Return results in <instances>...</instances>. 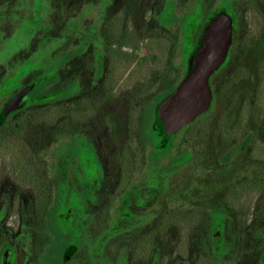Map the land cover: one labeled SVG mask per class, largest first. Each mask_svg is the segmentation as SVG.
<instances>
[{
  "label": "trees",
  "instance_id": "16d2710c",
  "mask_svg": "<svg viewBox=\"0 0 264 264\" xmlns=\"http://www.w3.org/2000/svg\"><path fill=\"white\" fill-rule=\"evenodd\" d=\"M95 1L34 0L37 20L45 18L49 22L46 29H39L31 37L37 46L50 51L53 63L14 73L5 62H0V97L4 90L7 93L24 83L29 90L25 104L14 115L9 118L0 114V141L23 143V155L31 167L34 165L33 180L41 189L36 197H31L35 202H31L29 226L24 227L30 238L33 261L37 262L38 257L47 258L50 246L57 251L59 264L75 263L77 259L93 264L96 259L89 255L88 248L85 250L81 239L87 231L91 232V238H96L97 229L80 226L83 213L78 202L81 203V198L72 195L70 205H64L62 189L55 193L47 158L63 144L66 146L68 137L73 140L79 136L83 143L100 133L108 134L122 150L120 178L113 202L129 189L136 166L140 164L137 151L144 156L148 144L153 146L150 156L156 163H144L142 171L153 168L154 177L159 179L149 190L163 186L164 174L173 175V171L162 167L158 160L175 146L178 138L182 139L181 155L198 153L186 163H179V167L202 159L204 150H211L213 169L206 177L213 182V189H197L187 199L181 198L184 202L181 209L174 211L168 207L160 213L159 219L155 217L154 223L144 229L149 235L146 247L156 245L164 237L168 240L172 235L173 239L181 238V243L188 245L187 255H198L211 264L219 261L264 264V159L254 160L256 149H264V116L257 109L260 81L264 79V51L257 54L259 43H251L249 29L233 16L231 3L234 0H222L216 10L211 8L209 0H194L189 9L184 7V0H109L117 8L112 13L110 7L103 20L76 19V14L86 4ZM74 6L79 11L70 10ZM151 11L155 16L151 19L154 23L150 31L146 30L144 18ZM222 17L232 21L233 44L226 62L211 78L219 79L210 83L211 108L177 134L166 136L157 123L158 108L191 71L204 30ZM100 38L105 41L102 53L96 52ZM194 39L195 46L191 56L185 59L187 70L183 74L175 58L191 47L188 45ZM163 40L171 48L161 68L144 80L136 92L114 94V89L120 86L119 71L124 74L131 63H135L137 68L128 75L133 77L149 58L155 59L153 54L139 58L141 47ZM97 67L104 69L102 75L98 74ZM114 70L118 74L114 75ZM98 75L102 76L100 80ZM79 142L75 139L71 144V153L82 165L88 187L105 154L88 142ZM234 153L241 154L244 160L234 158ZM239 161L243 175L223 184L222 179L228 175L224 168L229 170ZM217 170H221L222 175H216ZM122 182L127 183L120 189ZM168 185L163 191L171 190ZM244 189L260 194L250 219H245L246 212L239 207ZM211 190L213 194L208 193ZM145 240L141 234V243L146 244ZM176 251L180 253L179 249Z\"/></svg>",
  "mask_w": 264,
  "mask_h": 264
},
{
  "label": "rangeland",
  "instance_id": "374dc122",
  "mask_svg": "<svg viewBox=\"0 0 264 264\" xmlns=\"http://www.w3.org/2000/svg\"><path fill=\"white\" fill-rule=\"evenodd\" d=\"M33 1L34 0H0V6H2L0 9V12L2 13L0 16V62H5L14 73L18 72V70L24 72L27 69H30V67L41 68L45 64L50 66L53 63L50 51H44L43 48L45 49V47L41 45L37 46L31 37V35L39 29H46L49 22V20H46L45 18H43L44 20H37V16H35L36 11L33 9ZM193 1L194 0H184V7L186 6V9H189L190 4L193 6ZM209 1L212 3L211 8L216 10L220 6L222 0ZM155 4L156 3H154V5ZM231 6V12L238 20V23L249 29L251 43H254V45L259 43L260 48L257 50V54H259L260 51L263 52L264 0H234L231 3ZM83 9L84 12L90 11L88 13V18H91L92 21L98 18V15L94 13L97 12L96 5L91 8V4H86ZM70 10L77 12L79 11V8L74 6ZM32 13H35V15H32ZM178 15H183V9L180 10ZM153 16H155V14H152V12L145 15L144 19L147 20L146 30L151 31V26L154 23L153 20L151 21ZM85 17L87 16H84V18ZM85 30H87V28ZM144 44H146V41H144ZM188 46L191 47H188V49L179 53L175 58V61L179 64L181 73L183 74L187 70L185 59H188V57L191 56L190 54L195 46V39ZM170 48L171 47H169L164 40L156 41V43L149 47L142 46L138 52V57L142 58L144 55L153 54L155 59L151 60V58H149L145 65L131 78H129L128 75L131 70L137 68L135 63H131L129 69L124 72V74L123 71H119V74L117 72L120 80V86L117 88V93L119 95H124L131 90L136 92L141 87L144 80L151 77L161 68ZM180 49L182 50V47ZM134 55L135 54H133V56ZM13 63H15V65L11 67ZM12 71H10V74H13ZM259 103L260 107L257 105V109L260 115L263 116L264 79L260 81ZM1 107L2 105H0V108ZM92 140L97 142L98 145L94 142L95 146L98 149L100 148L105 156L98 177L96 179L94 178V180L89 183L88 187H85L89 192H86L88 199L83 208V214L80 216V226L83 229L88 227L97 229L98 236L96 238H91V232L87 231V234L84 235L81 240L84 243L85 250H90L89 255L92 258H97V256L93 255L99 253L100 256L107 257L100 262L102 264H136L134 261L129 262V259L133 256L128 249V246L132 247L133 245L130 243L132 232H141L143 235V241L144 237L146 238V244L145 242H140V247H145L149 242V235H147L148 231L143 234L142 230L150 227V225L154 223L153 220L155 217L156 220L159 219L162 216L160 214L163 212L162 210L165 211L169 207V210L177 211L182 208L181 205L184 203L181 198L187 199L193 191L196 193L197 189H213L211 188L214 186V184H212L213 182L206 177L209 174V171L213 169L211 163V150H204L202 159H193L194 161L190 162L191 164L179 167V163H186V161L192 159L191 157L194 158V156H197L198 153L195 152L193 156L181 155L180 152L181 150L183 151V147L182 145L180 147V142L182 139L178 138L174 141L175 146L168 153L160 156V159L158 160L159 164L163 165L162 167L171 169L173 175L166 176L164 174L161 183L164 187L161 186L160 189L149 190L150 186H155L159 183L158 177H154V174L152 173V170H154L153 168H151L150 171H142L145 166L144 163H148V165H155L154 163H156L150 156L152 154L153 146L151 143L148 144L145 148L146 152L144 156L141 154L140 150L137 149V160L140 164L139 166H136L137 170L132 178V183L129 184L130 186L128 185V192H126L122 198L118 197L113 202L114 193L117 190L118 179L120 178L119 166L121 159L120 156L122 154L121 147L120 145H117L112 138L110 139L108 134L101 135L99 133L95 135ZM115 140L117 141L116 138ZM19 151L20 150H17L16 148H7L3 150L0 155V201L2 198H5L7 203L14 204L13 208H11V211L13 212H10L8 216L3 219L2 226H0V253H2V250L6 247H11L15 252L14 264H35L30 257V238L28 237V231L24 230V221H26L25 216L29 215L31 211L28 204L25 205L27 199H29L28 195L30 187L24 182L21 183L18 180V175H16L14 171V160H17V158L20 157ZM70 151H72V149ZM256 151L257 154L254 157V160L264 159V149L258 148ZM67 152L68 150L65 144H63L53 155L55 161H52L51 165L54 166V178L57 182L54 181V183L58 187L63 182L64 172L67 167V159L65 158ZM234 158L243 159L241 154L238 153H234ZM172 166L174 168L177 166V169L175 170ZM221 170H217L218 173L216 175H220L219 173L222 175ZM224 171H227L228 175L225 179H222V181H224L223 184L229 179L241 177L244 173L241 161L229 170L228 168H226V170L224 168ZM168 181L170 182L167 183ZM126 183L127 182H122L120 189H122ZM166 184H169L168 186L171 190L163 191L167 186ZM203 190L200 191L202 192ZM5 193L7 194V197L5 196ZM208 193L213 194L214 190L208 191ZM259 196V193L251 189H244L241 192L239 207L246 212V216L244 215L245 219H247V217L249 219L251 218L253 206L255 205V202L259 200ZM110 203L114 204L115 207L109 206ZM120 204L125 206L143 204L147 205L149 211L139 214L134 213V215H138L134 217L130 216L129 218L124 211L117 212V205ZM100 219L106 221L101 222ZM98 220L100 222L97 223ZM132 222L137 223V225L134 224V227H137L136 230H134V227L130 226L133 224ZM50 247L51 250L46 251L49 256L40 259L39 264L52 262H54V264H59V261L57 260L58 257H56L55 254L56 250L53 249V246ZM187 247L188 245L181 243V238L180 240L179 238L173 239V236L170 235L168 240L164 237L155 245L156 250H154V254L159 256L160 260L163 261V264H167V261H170L168 264H211L208 260L204 261L201 257L198 258V255L193 256V254H188V257L187 250H185ZM176 249H179L180 253H178ZM178 257H181L180 263L175 259ZM67 258H70V256L67 255ZM93 261V264H97V262L99 263V260L97 259ZM70 264L85 263L84 260L77 259L75 263L70 262ZM213 264L228 263L219 261L218 263L213 262ZM246 264L248 263L246 262ZM250 264L259 263L253 261Z\"/></svg>",
  "mask_w": 264,
  "mask_h": 264
},
{
  "label": "flooded vegetation",
  "instance_id": "af4514ba",
  "mask_svg": "<svg viewBox=\"0 0 264 264\" xmlns=\"http://www.w3.org/2000/svg\"><path fill=\"white\" fill-rule=\"evenodd\" d=\"M106 2H108L109 5H106L107 4ZM94 5H96V7H97V12H94V13L98 15V18H96V19H98L99 21L103 20L108 15V10H109L110 7L112 9V13L117 8L116 7L117 5L115 3L109 2V0H97V1H95L94 4H91V8ZM82 10H83L82 12H78L76 14V19H81V18L84 19V20L91 19V18H88V13L90 11L89 12H84V9H82ZM151 12H152V14H155L154 11H151ZM1 15H2V13L0 12V16ZM32 15H35V13H32ZM84 16H87V17L84 18ZM0 19H1V17H0ZM104 42L105 41H103L102 38L99 39V41L97 42L96 52H98V53H102L103 52ZM102 64H103V62H102ZM101 67H97V71H98L99 75L103 74V70L104 69L101 68ZM116 73L117 72L114 70L113 74L115 75ZM99 75L97 76L98 80H100L102 78V76H99ZM211 80L212 79H210V83L212 85V84L215 83V81H218L219 79L217 77L214 78L212 80L214 83H212ZM19 83L21 85L24 82H19ZM23 85H22V87H23ZM22 87L21 86H19V87L17 86L18 89L16 87L15 88L12 87L10 90H8L9 92H7V93H6V90H4L5 93H3L2 97H0V105H2V107L0 108V114L2 113L3 116L5 115L6 117L10 118L12 115H14L17 112V109L21 108L25 104L26 99L23 101V104L20 107L14 109V110H11L9 112L6 110L7 105L12 100H14L21 92H23L24 90L28 89L27 86H25V85H24L23 88ZM117 88L118 87H116L114 89V94H117ZM28 94H27V96H28ZM27 96H26V98H27ZM73 138L78 139V141H81L79 143H82V140L80 139L79 136H75ZM75 139L72 140V138L68 137V140L66 141L67 142L66 148L68 150L67 156H65V158L67 159V162H66L67 167H66L65 172H64L63 182L60 184L59 187L56 186L55 183H54V181L56 182V179L54 178V169H53L54 166L51 165L52 161H55V158L53 157V153H52L51 157L47 158V162L49 164L48 170H49L50 174L52 175V188L55 191V193L56 194L60 193V188L62 189V196H63V199H64L63 200L64 205H70L72 195H75L78 198H81V203L78 202V204H79L78 207H80L81 211L83 212V208L85 206V203L87 202V199H86V197H87L86 195L87 194H86V192H89V191H87L85 189L86 184H87L86 183L85 171H84L82 165L78 162V159L76 157H72V154H71V151H70L71 150V144L75 141ZM91 140H89V141H85L84 140V142H86V143L88 142L89 144H92V145L95 146V144H94L95 141H93V140L91 141ZM95 143L97 144V142H95ZM7 148H16L17 150H20L19 151V153H20L19 156L20 157H18L17 160H14V171H15L16 175H18V178H19L18 180L21 183L24 182L25 184H28L29 187H30V192H29V195H28L29 199H27V202H26L25 205L28 204L29 209L30 208L32 209L31 202L33 201V198H31V197H33V196L36 197V195H38V193L41 190V189H39L38 184L36 183V181L33 180V178H34L33 176L34 175H32V172L34 171V167H33L34 165L31 167V163L29 162V160L26 157H24V155H23V143H20V142H17V141H0V155L2 154V151L7 149ZM95 148H96V150H98V148L96 146H95ZM99 150H101V149L99 148ZM0 160H1V157H0ZM101 160L103 161L102 158H101ZM42 161L44 162V159ZM101 165L99 166L100 169H101ZM100 169H99V171H100ZM99 171L97 170V173L94 175L95 179L98 177ZM118 183H119V181H118ZM117 188H118V184H117ZM125 193L124 194L122 193V195L119 196V197L122 198L125 195ZM5 196L7 197L6 193H5ZM33 202H35V200ZM13 205L14 204L7 203L5 198L1 199V201H0V226H2L3 219L5 217H7L10 212H13V211H11V208H13ZM109 206L115 207L114 204H110ZM117 206H118L117 212L118 211H124L126 213V215L129 216V218H130V216L134 217V216L138 215L139 213H144L146 211H149L147 205H143V204H137L135 206H133V205H126L125 206L123 204H120V205H117ZM162 211H164V210H162ZM134 213H138V214L134 215ZM28 217H29V215L25 216V220L26 221H24L25 222L24 227H26L27 223H30ZM129 218H128V220H129ZM100 221L102 222V221H106V220H101L100 219ZM100 221L98 220L97 223L100 222ZM129 222H131V221H129ZM132 223L133 224L130 225L132 227H134V224L137 225L136 222H132ZM28 226H29V224H28ZM136 228L137 227H134V230H136ZM142 232H143V234H145V232H147V231L142 230ZM140 242H141V232L140 231L132 232V236L130 238V243H132L133 245H132V247L128 246V249H129V252L133 254V256H132L131 259H129V262H133L134 261L136 264H163V261L160 260L159 256H156L154 254L155 253L154 250H156L155 249V244L153 246H150V244H149L147 247L146 246L145 247L144 246L140 247ZM96 256H97L96 259L99 260V263L97 262V264H102L100 262L103 259L107 258L106 256H100V253L96 254ZM30 257H32L31 260L33 261L34 256L31 255V253H30ZM14 258H15L14 250L11 247H6L4 250H2V253H0V264H14V260H15ZM180 258L181 257H178V258H175V259H177V261L180 263V261H181ZM40 259L41 258L38 257L36 259L37 262H35V261H33V262L35 264H39ZM66 259H69V258H66ZM168 263H170V261H167V264ZM47 264H54V262L47 263Z\"/></svg>",
  "mask_w": 264,
  "mask_h": 264
},
{
  "label": "water",
  "instance_id": "95a60500",
  "mask_svg": "<svg viewBox=\"0 0 264 264\" xmlns=\"http://www.w3.org/2000/svg\"><path fill=\"white\" fill-rule=\"evenodd\" d=\"M233 44V24L222 17L203 32L192 59V69L173 93L160 105L157 123L166 136L177 134L211 108V77L224 65ZM29 90L21 92L6 107L9 112L20 107Z\"/></svg>",
  "mask_w": 264,
  "mask_h": 264
}]
</instances>
